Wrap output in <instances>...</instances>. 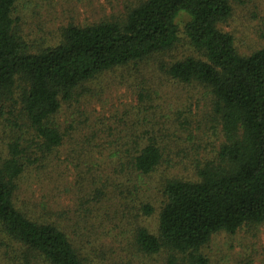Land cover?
<instances>
[{
	"label": "trees",
	"instance_id": "obj_1",
	"mask_svg": "<svg viewBox=\"0 0 264 264\" xmlns=\"http://www.w3.org/2000/svg\"><path fill=\"white\" fill-rule=\"evenodd\" d=\"M232 1L90 3L95 16L66 10L74 15L59 39L34 50L18 23V0H0V118L15 132L0 161V264H90L85 247L103 260L139 264L120 254L126 245L165 254L164 264H209L203 249L213 235L264 222V47L242 52L224 29ZM182 20L190 52L170 61ZM141 65L144 83L134 79ZM147 74L158 88L204 89L224 137L197 178H167L157 232L144 224L157 210L141 195L148 176L173 167V136L189 121L173 107L148 113ZM123 85L138 99L135 114L126 104L115 121L93 119L91 105ZM66 104L77 138L59 121ZM65 147L63 170L54 171L47 165Z\"/></svg>",
	"mask_w": 264,
	"mask_h": 264
},
{
	"label": "rangeland",
	"instance_id": "obj_2",
	"mask_svg": "<svg viewBox=\"0 0 264 264\" xmlns=\"http://www.w3.org/2000/svg\"><path fill=\"white\" fill-rule=\"evenodd\" d=\"M90 3H94L97 8H101L105 4H107V8L111 7L109 0H18V23L26 37L36 46L32 48L39 50L45 48L42 46L49 45L59 39L58 29L62 22H66L70 15H74L70 13L67 16L66 10L77 9L76 15L82 19L95 16L96 10L91 9ZM232 3L234 13L223 26L224 29L236 34L237 43L241 46L239 48L242 52H245L246 48L251 45H254V48L264 47V0H233ZM180 24L182 39L174 51L168 54L167 58L170 61L182 58L190 52L184 39L183 20ZM143 70V65L136 67L134 79L137 77L139 82H143L145 80L142 77ZM122 71L123 69H120L119 72ZM156 82L158 80H155V75L148 77L146 86L154 88V96L151 100L146 101L149 106L148 113L151 115L157 112L167 114L166 110L173 107L180 119L185 120L184 118H186L189 122L185 125L181 137L179 135L177 138L173 136V140H175L171 156L174 159L173 167H162L146 178L141 199L155 206L157 212L149 216L144 224L153 232L158 230L159 212L166 201V197L161 193V188L167 178H197V168L208 158L214 157L224 142L220 119L214 111L212 97L204 89L195 85H185L178 88L172 83H167L166 86L158 88ZM99 83L100 80L95 82V84ZM132 92L128 85L114 86L112 91L108 88L103 94L102 103H93L89 108V114L93 115V119L102 115L104 122L109 123V121L114 120L112 119L114 114H116L115 120L118 119L117 113L121 115L126 104L131 105V107L135 105V114L138 99L133 96ZM69 115V108L66 104L59 117L63 129L68 128L67 120L71 119ZM95 125L92 124V126ZM68 131L69 139L81 136L79 135L80 131L78 133L77 130L74 131L69 128ZM14 135V129L9 121L6 118H0V161L7 156V143ZM68 151L65 147L62 153L57 155L56 162L52 165L49 162L47 166L54 171H62L63 169L58 168V166L64 164ZM25 188L29 190L27 186ZM24 197L28 198V194ZM85 248L90 264H118L117 258L108 257V259L103 260L101 256L94 255L91 247ZM203 252L208 257L209 264H264V222L246 224L235 233L218 232L213 235ZM120 254L123 258H132L135 263L139 264H164L166 258L165 254L148 256L139 252L137 248L127 245L124 246V250L120 249Z\"/></svg>",
	"mask_w": 264,
	"mask_h": 264
}]
</instances>
